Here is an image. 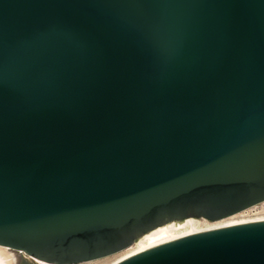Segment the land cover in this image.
I'll use <instances>...</instances> for the list:
<instances>
[{"label":"water","instance_id":"1","mask_svg":"<svg viewBox=\"0 0 264 264\" xmlns=\"http://www.w3.org/2000/svg\"><path fill=\"white\" fill-rule=\"evenodd\" d=\"M264 202V0H0V246L76 264ZM115 264H264V219Z\"/></svg>","mask_w":264,"mask_h":264},{"label":"bare ground","instance_id":"2","mask_svg":"<svg viewBox=\"0 0 264 264\" xmlns=\"http://www.w3.org/2000/svg\"><path fill=\"white\" fill-rule=\"evenodd\" d=\"M248 209L241 211L238 214L243 213L247 211ZM262 219H264V217H256L255 219H252V220L250 219V220H245V221H240V222H227V223H222L220 222V220H218L217 222L211 221L213 223H210V224L206 223L207 222L205 221L206 219L204 220L203 218L201 219L186 218L181 221H172L162 226H159L157 228H154L151 231L140 236L129 248L125 249L124 253L117 260H115L111 264H115L116 262L130 255H133L139 251L152 247L156 244L169 241V240L181 237L189 233L203 231V230L212 229L216 227L237 224V223H242V222L262 220ZM17 258H18V253H14L9 249L0 246V264H16ZM40 263L46 264L43 262H40Z\"/></svg>","mask_w":264,"mask_h":264},{"label":"rangeland","instance_id":"3","mask_svg":"<svg viewBox=\"0 0 264 264\" xmlns=\"http://www.w3.org/2000/svg\"><path fill=\"white\" fill-rule=\"evenodd\" d=\"M256 217H264V202L251 207L250 209H248L247 211L243 212V213H236V215L234 214L233 216L220 220V222L222 223H227V222H240V221H245V220H252L255 219ZM201 219V218H199ZM205 220V219H204ZM207 221L206 223L210 224L213 223L211 221L205 220ZM217 222V221H216ZM125 250H122L120 252L102 257V258H98L95 260H91V261H86V262H80V263H76V264H111L112 262H114L115 260H117L123 253Z\"/></svg>","mask_w":264,"mask_h":264}]
</instances>
